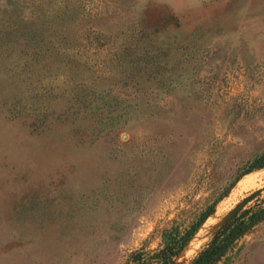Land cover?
I'll return each instance as SVG.
<instances>
[{
	"label": "rangeland",
	"instance_id": "obj_1",
	"mask_svg": "<svg viewBox=\"0 0 264 264\" xmlns=\"http://www.w3.org/2000/svg\"><path fill=\"white\" fill-rule=\"evenodd\" d=\"M263 153L264 0H0V264H189L257 191L264 264Z\"/></svg>",
	"mask_w": 264,
	"mask_h": 264
},
{
	"label": "trees",
	"instance_id": "obj_2",
	"mask_svg": "<svg viewBox=\"0 0 264 264\" xmlns=\"http://www.w3.org/2000/svg\"><path fill=\"white\" fill-rule=\"evenodd\" d=\"M255 168H264V153L252 162L251 170ZM251 170H248L246 173ZM211 214L212 208L202 214L196 224L179 240L166 241L164 243V248L160 251L161 257L167 261L177 256L188 244L197 229ZM247 226L245 221H240L239 217H236L219 231L218 234L193 257L189 264H216L226 255L234 242L244 233Z\"/></svg>",
	"mask_w": 264,
	"mask_h": 264
},
{
	"label": "water",
	"instance_id": "obj_3",
	"mask_svg": "<svg viewBox=\"0 0 264 264\" xmlns=\"http://www.w3.org/2000/svg\"><path fill=\"white\" fill-rule=\"evenodd\" d=\"M260 191H257L250 196L246 197L244 200L240 202L224 219L219 231H221L225 226H227L236 216L237 214L246 206L247 203L252 201L259 195ZM171 264H178L177 262H172Z\"/></svg>",
	"mask_w": 264,
	"mask_h": 264
}]
</instances>
